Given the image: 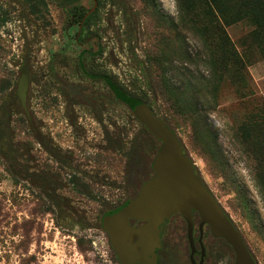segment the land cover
Listing matches in <instances>:
<instances>
[{"label":"rangeland","instance_id":"374dc122","mask_svg":"<svg viewBox=\"0 0 264 264\" xmlns=\"http://www.w3.org/2000/svg\"><path fill=\"white\" fill-rule=\"evenodd\" d=\"M97 3L77 40L71 6L60 0H0V264H121L103 215L135 197L155 174L161 142L141 134L132 110L88 72L111 75L167 120L264 264V198L255 159L238 134L251 114L264 119V52L262 37L253 34L258 24L213 21L199 3L185 12L177 0ZM72 5L91 9L95 1ZM227 49L239 58L223 70ZM82 50L89 52L80 65ZM25 65L30 117L17 90ZM164 69L176 87L202 89L204 120L219 154L205 152L191 121L162 96ZM173 218L161 235L166 263L190 264L187 236L183 227L174 234ZM205 242L208 264H234L225 241L207 232Z\"/></svg>","mask_w":264,"mask_h":264},{"label":"water","instance_id":"95a60500","mask_svg":"<svg viewBox=\"0 0 264 264\" xmlns=\"http://www.w3.org/2000/svg\"><path fill=\"white\" fill-rule=\"evenodd\" d=\"M18 96L27 116L29 65L22 68ZM135 116L161 141L153 161L154 176L139 193L109 212L104 228L122 264H156V249L161 246L160 225L174 213H181L189 223L193 243L192 217L196 211L207 223L214 237L224 238L233 248L235 264H258L235 223L204 183L175 130L156 116L148 104L135 110ZM131 219L144 220L140 225Z\"/></svg>","mask_w":264,"mask_h":264},{"label":"trees","instance_id":"16d2710c","mask_svg":"<svg viewBox=\"0 0 264 264\" xmlns=\"http://www.w3.org/2000/svg\"><path fill=\"white\" fill-rule=\"evenodd\" d=\"M60 1H61V5L65 8L67 7V9L68 7L71 6V8L69 9L71 15V21L74 22L82 21L83 26H87L90 23L92 18V13L86 16L88 9H85L82 5H72L73 1L75 0H60ZM177 1L180 10L185 12H189L187 10H192L193 8L198 7L199 5H202L206 8L205 9L206 12H209V15H213L212 18L213 21L215 19L216 20L219 19L224 24L234 23L244 18L249 19L250 21L251 20L255 21L258 24V28L254 30L253 34L262 37L259 39V45L262 47V50L264 52V38H263L264 37V0H177ZM190 21L195 24L196 20L195 18H191ZM197 30L200 31V33L202 34L206 32L207 34L210 33V29L208 27L202 29L200 26H197ZM85 54L86 51L82 53L81 59H83V56ZM234 54H236L235 51L231 53L228 52V49L223 51V55L221 56L222 59V65L220 66L221 69L225 70L227 63L233 60L237 61L239 57H236ZM82 62L83 61H81V63ZM182 69L187 71V72L180 71V73L184 76V78L185 79L190 78L186 76L188 73H190V69H188L186 66H183ZM168 70L169 69H167L166 71L164 69L161 75L160 92L162 96L166 97L168 101H171L174 104V106H176L177 112L182 114L184 117H187L191 121L193 132L195 131L196 133V139L200 143H202L205 152L208 155L215 153L219 154L218 145L216 142V135L212 131L211 127L204 120V110L202 109L203 108L202 98L204 93L202 89L197 88L195 85H192L190 83L188 85L189 90L185 84H183L181 87H176L175 83L172 81V78L168 76ZM190 75L192 74L190 73ZM90 76L93 77L94 79L105 81V83L109 86V88L113 92L115 98L126 104L132 110L134 117L140 126L139 132L141 134L152 135L151 132L147 129V127L143 125L135 116V110L144 103L149 105V107L153 110L156 116H159L154 110L152 104L148 100L139 97L138 95L130 93L122 85H120L114 79V77H112L107 73H97V74L91 73ZM185 95H188V97H185ZM165 121L167 122V120ZM167 124L170 126L168 122ZM238 134L241 139V142L247 145L246 149L248 151V154H251V156L255 159L256 166H255L254 177L256 179V183L259 188V191L262 197L264 198V119L256 116L255 114H251L250 116L247 117V120L244 121L239 126ZM242 202H245L244 203L245 207L248 206L247 201L242 200ZM117 206L112 207L104 212L103 220H102L103 223L109 212L115 209ZM250 217L252 216L250 215Z\"/></svg>","mask_w":264,"mask_h":264},{"label":"flooded vegetation","instance_id":"af4514ba","mask_svg":"<svg viewBox=\"0 0 264 264\" xmlns=\"http://www.w3.org/2000/svg\"><path fill=\"white\" fill-rule=\"evenodd\" d=\"M94 1H95L94 7L91 8V9H88V12H87L86 16L91 14L93 12V10L95 9V6L98 4L97 0H94ZM73 20H74V18H73ZM76 24H78V31H77L76 39L80 40L81 39V35L84 32V27L85 26H83V22L82 21L81 22L72 21V25H76ZM84 51H86V54H87V52H89L87 50H82L80 52L79 59L81 61H82L81 55H82V53ZM80 64L82 65V63H80ZM88 73H89V75L91 74L90 72H88ZM173 217H178V220H176L175 221L176 223L174 224L175 225V228L173 229V231H175L174 234L179 233L181 228L183 227L184 228L183 231H184L185 235L187 236L188 243H189V249H190V255H189L190 264H208V262L210 260V257H209L210 253H209V250H208V248L206 246L205 233L210 232V234L212 235L209 225L207 223H203L201 216L198 214V212L194 211L193 212V217H192L193 243H191L190 238H189V223H188L187 219L184 217V215H182L181 213L177 212V213L172 214L169 218L165 219V221L160 225V230H161V235L162 236H163L165 230L167 229V226L170 225V224L173 225L172 224L173 220H174ZM144 222H145L144 220L131 219V224H133V225H140V224H142ZM102 224H103V227H104L103 221H102ZM105 231L107 232L106 229H105ZM108 235H109V233H108ZM109 238H110V236H109ZM214 238L225 241L231 247V245L224 238H222V237H214ZM110 242H111V240H110ZM111 245H112V243H111ZM163 247H164V243L162 241V245L156 249V253H157V262H156V264H167L166 263V259L167 258H166V255L163 252ZM113 249H114V247H113ZM232 250H233V248H232ZM116 254H117V252H116ZM234 255H235V252H234ZM117 257H118V259L120 261V258L118 256V254H117ZM235 260H236V256H235ZM120 263H121V261H120ZM234 264H235V261H234Z\"/></svg>","mask_w":264,"mask_h":264}]
</instances>
